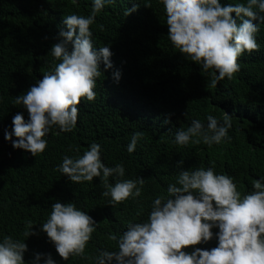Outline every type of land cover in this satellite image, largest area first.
<instances>
[{
    "label": "trees",
    "instance_id": "1",
    "mask_svg": "<svg viewBox=\"0 0 264 264\" xmlns=\"http://www.w3.org/2000/svg\"><path fill=\"white\" fill-rule=\"evenodd\" d=\"M133 3L139 7L126 17L125 10ZM90 11L91 0H0V238L11 235L25 241V264H31L37 253L50 254L56 264H94L97 250H118L108 234L119 235L129 222L146 220L152 200L166 194L179 170L211 166L231 176L242 195L252 190L253 180L264 176V24L256 35L259 50L238 59L240 70L231 80L212 86L211 76L171 45L158 0H150V7L144 6V0H114L104 6L90 29L97 50L109 46L113 67L105 71L101 64L94 100L82 99L77 106L72 132L50 130L42 154L33 157L13 149L5 131L11 134L17 113L28 119L26 109L13 103L15 97L54 68L56 62L48 53L59 40L63 17L87 16ZM116 71L118 82L113 78ZM224 113L232 117L227 141L212 147L201 142L186 147L172 143L176 130L188 127L192 119L206 125L207 115L222 122ZM135 132L143 136L129 154L126 146ZM92 142L101 145L106 166L123 164V179H144L140 197L109 205L99 178L76 184L55 170L63 156H81ZM114 182L109 178V183ZM56 201L76 203L98 224L84 258L62 260L40 231ZM29 221L36 234L27 238L23 232ZM216 245L214 237L192 247Z\"/></svg>",
    "mask_w": 264,
    "mask_h": 264
},
{
    "label": "clouds",
    "instance_id": "2",
    "mask_svg": "<svg viewBox=\"0 0 264 264\" xmlns=\"http://www.w3.org/2000/svg\"><path fill=\"white\" fill-rule=\"evenodd\" d=\"M75 2V0H73ZM114 0H91L87 16L68 14L63 17L59 40L50 54L54 68L43 74L26 92L15 97L14 104L22 105L28 113L12 117V132L4 138L13 149H21L33 157L42 154L52 128L72 132L77 124L78 105L82 99L92 101L94 88L103 64L107 71L113 67L109 46H94L90 26L106 4ZM166 14L167 38L186 60L198 65L211 76V85L240 70L238 59L259 50L256 35L264 24V0H158ZM150 7V0H144ZM139 7L133 3L126 8L127 17ZM234 14V15H233ZM255 21V23H254ZM117 82L119 71L113 73ZM205 125L192 119L186 128H178L172 143L186 147L201 142L209 147L229 139L232 117L224 113L222 122L213 115L206 116ZM168 123V120H165ZM12 136L17 139L12 140ZM142 132L132 134L127 152L133 153ZM102 148L92 142L81 156H63L56 171L72 183L91 182L99 178L110 198L109 205L141 196L144 179H123L122 163L106 166L101 160ZM183 160L176 165L180 169ZM109 178L115 182L109 183ZM97 223L76 203L56 201L48 218L40 225L62 260L85 256V249L96 231ZM212 229H218L213 233ZM31 221L23 235H35ZM215 237L216 247H192L207 244ZM115 241L116 251L97 250L94 264H264V176L252 182V190L241 194L231 176L217 173L209 166L179 170L175 182L169 183L165 195L152 200L147 219L129 222L121 234H108ZM189 247L192 250L186 251ZM25 241L11 235L0 238V264H25ZM56 264L50 254L34 255L31 264Z\"/></svg>",
    "mask_w": 264,
    "mask_h": 264
}]
</instances>
